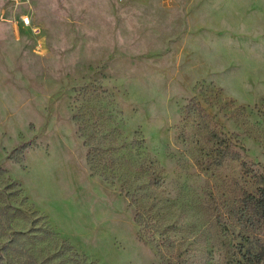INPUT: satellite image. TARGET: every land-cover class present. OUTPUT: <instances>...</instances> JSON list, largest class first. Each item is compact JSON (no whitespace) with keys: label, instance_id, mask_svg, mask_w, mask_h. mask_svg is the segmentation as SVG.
<instances>
[{"label":"rangeland","instance_id":"374dc122","mask_svg":"<svg viewBox=\"0 0 264 264\" xmlns=\"http://www.w3.org/2000/svg\"><path fill=\"white\" fill-rule=\"evenodd\" d=\"M255 172L264 0H0V264H264Z\"/></svg>","mask_w":264,"mask_h":264},{"label":"trees","instance_id":"16d2710c","mask_svg":"<svg viewBox=\"0 0 264 264\" xmlns=\"http://www.w3.org/2000/svg\"><path fill=\"white\" fill-rule=\"evenodd\" d=\"M187 113H199L201 119L200 130L205 132L208 141L216 144L217 156L214 160V163L218 166H221L227 159L233 161H241V156L239 153L232 150V144L228 139L223 135L219 134L215 128H213L209 122V116L205 111L200 107V105L191 101V103L186 107ZM90 160V155H89ZM243 166L246 167L247 164L241 161ZM247 168V167H246ZM247 172H254L251 169H247ZM255 183L257 185L256 192L249 193L245 191L244 193V208L242 210L243 217L247 215V219L256 218L259 221L264 222V174L255 172L253 175ZM152 183L158 184L155 179L151 180ZM249 208L250 213H245V209ZM141 221L140 216H137V220ZM225 228L229 230L228 224L225 225ZM166 256V255H165Z\"/></svg>","mask_w":264,"mask_h":264},{"label":"built area","instance_id":"2783aa9c","mask_svg":"<svg viewBox=\"0 0 264 264\" xmlns=\"http://www.w3.org/2000/svg\"><path fill=\"white\" fill-rule=\"evenodd\" d=\"M30 23H31L30 17H28V16L24 17V24L29 25Z\"/></svg>","mask_w":264,"mask_h":264}]
</instances>
